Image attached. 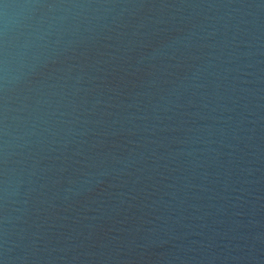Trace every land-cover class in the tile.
<instances>
[{"label":"water","instance_id":"obj_1","mask_svg":"<svg viewBox=\"0 0 264 264\" xmlns=\"http://www.w3.org/2000/svg\"><path fill=\"white\" fill-rule=\"evenodd\" d=\"M0 264H264V0H0Z\"/></svg>","mask_w":264,"mask_h":264}]
</instances>
